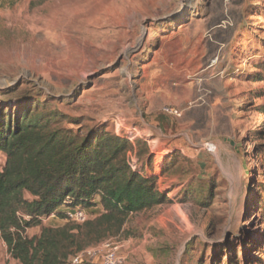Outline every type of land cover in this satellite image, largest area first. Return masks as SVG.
Returning a JSON list of instances; mask_svg holds the SVG:
<instances>
[{"label": "rangeland", "instance_id": "rangeland-1", "mask_svg": "<svg viewBox=\"0 0 264 264\" xmlns=\"http://www.w3.org/2000/svg\"><path fill=\"white\" fill-rule=\"evenodd\" d=\"M263 67L264 0L0 3V95L52 96L158 178L167 201L108 241L124 264H264ZM0 264H20L1 236Z\"/></svg>", "mask_w": 264, "mask_h": 264}, {"label": "trees", "instance_id": "trees-1", "mask_svg": "<svg viewBox=\"0 0 264 264\" xmlns=\"http://www.w3.org/2000/svg\"><path fill=\"white\" fill-rule=\"evenodd\" d=\"M0 96V155L6 158L0 170V236L20 264H67L123 236L131 216L167 201L157 176L142 174L137 163L131 168L135 150L129 139L64 115L53 108L52 96L47 100L37 90L21 95L13 88ZM1 101L19 107L9 112ZM76 209L91 218L70 221L67 210ZM51 217L69 222L45 226ZM33 228L40 234L30 238L26 231Z\"/></svg>", "mask_w": 264, "mask_h": 264}, {"label": "built area", "instance_id": "built-area-1", "mask_svg": "<svg viewBox=\"0 0 264 264\" xmlns=\"http://www.w3.org/2000/svg\"><path fill=\"white\" fill-rule=\"evenodd\" d=\"M2 0H0V3ZM166 111L169 114L180 116L178 110L173 108H167ZM132 141V139H131ZM214 145L210 143H204L203 149L208 152H214ZM129 163L133 170H135L136 161L131 154H129ZM67 218L75 223L83 224L87 222L91 217L85 210L76 209L74 211L67 212ZM118 247L110 242H106L99 247L91 248L83 251L73 257H71V264H93L95 261H100V264H124L125 259L118 253Z\"/></svg>", "mask_w": 264, "mask_h": 264}, {"label": "crops", "instance_id": "crops-1", "mask_svg": "<svg viewBox=\"0 0 264 264\" xmlns=\"http://www.w3.org/2000/svg\"><path fill=\"white\" fill-rule=\"evenodd\" d=\"M52 218H53V217H51L50 219L45 220V221H44V225H45V226L50 225L49 222L51 221ZM37 229H39V228H37ZM31 238H32V237H31Z\"/></svg>", "mask_w": 264, "mask_h": 264}]
</instances>
